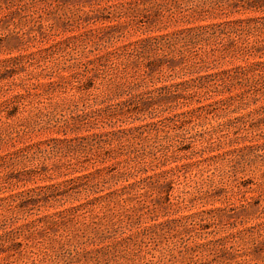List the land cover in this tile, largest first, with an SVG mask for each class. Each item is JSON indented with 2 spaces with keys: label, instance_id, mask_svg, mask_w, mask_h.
<instances>
[{
  "label": "rangeland",
  "instance_id": "obj_1",
  "mask_svg": "<svg viewBox=\"0 0 264 264\" xmlns=\"http://www.w3.org/2000/svg\"><path fill=\"white\" fill-rule=\"evenodd\" d=\"M0 264H264V0H0Z\"/></svg>",
  "mask_w": 264,
  "mask_h": 264
},
{
  "label": "trees",
  "instance_id": "obj_2",
  "mask_svg": "<svg viewBox=\"0 0 264 264\" xmlns=\"http://www.w3.org/2000/svg\"><path fill=\"white\" fill-rule=\"evenodd\" d=\"M118 88H122V87H119L118 86ZM109 91L111 92V93H113L114 91H111V87L109 88ZM112 134V138H109L108 137V139L106 140L108 143H111V142H113L115 139H117V138H119L120 136L117 134V133H114V132H111ZM123 134L122 135H124V134H126V133H124V132H122ZM110 134V133H109ZM108 134V135H109ZM107 135V136H108ZM99 137H101V136H99ZM113 137L115 138V139H113ZM105 141V142H106ZM82 146V145H81ZM84 147V146H83ZM74 150H76V147H74ZM101 158H102V160H105V158L104 157H102L101 156ZM102 171L103 170H101V169H98L96 172L98 173V174H101L102 173ZM75 172H78V171H75ZM132 174V162L131 161H127L126 163H125V166H123V169L118 173V176L119 177H121V178H123V179H129V177L128 176H130ZM94 175V173H89V174H85V175H82V176H80V177H78V179H80V180H82L81 178H88V177H90V176H93ZM140 181H135V182H133V183H128V184H126V185H123L122 187H121V189H119L118 191H115V193L114 194H116L115 195V198H114V203L113 204H115L116 202H120V199H123L124 200V202H128L129 201V199H130V194L132 193V191H134V189L135 188H137V187H139L140 186ZM110 196H107V195H105V196H102V197H99V198H96L97 200H105V199H108ZM111 202H113V201H111V200H109V203H108V205H110V203Z\"/></svg>",
  "mask_w": 264,
  "mask_h": 264
}]
</instances>
